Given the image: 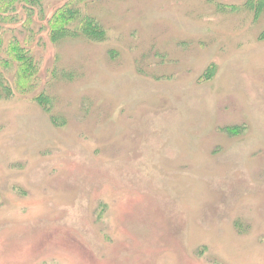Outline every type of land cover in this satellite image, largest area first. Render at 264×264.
I'll return each instance as SVG.
<instances>
[{
    "label": "rangeland",
    "instance_id": "obj_1",
    "mask_svg": "<svg viewBox=\"0 0 264 264\" xmlns=\"http://www.w3.org/2000/svg\"><path fill=\"white\" fill-rule=\"evenodd\" d=\"M214 1L98 0L102 43L38 31L49 109L0 99V264H264V15Z\"/></svg>",
    "mask_w": 264,
    "mask_h": 264
},
{
    "label": "trees",
    "instance_id": "obj_2",
    "mask_svg": "<svg viewBox=\"0 0 264 264\" xmlns=\"http://www.w3.org/2000/svg\"><path fill=\"white\" fill-rule=\"evenodd\" d=\"M46 1L0 0V99L17 94L35 100L44 109L48 108L50 96L45 91L32 94L35 89L42 88L41 65L33 50L38 31L44 30L52 44L73 39L102 43L107 39L106 28L88 12L89 7L98 0H64L50 10L45 18L44 9L48 10L50 2L54 0ZM233 7L250 12L254 20L264 15V0H241L240 4ZM36 17L45 19L44 28L39 26L35 30L33 24ZM19 22L20 25L16 26ZM259 37H264V29ZM55 70L54 63L48 73L50 78L54 76ZM3 71H12L11 86L4 84Z\"/></svg>",
    "mask_w": 264,
    "mask_h": 264
}]
</instances>
